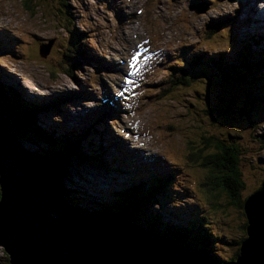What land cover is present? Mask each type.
Here are the masks:
<instances>
[{
	"label": "rangeland",
	"instance_id": "374dc122",
	"mask_svg": "<svg viewBox=\"0 0 264 264\" xmlns=\"http://www.w3.org/2000/svg\"><path fill=\"white\" fill-rule=\"evenodd\" d=\"M253 2L249 0L244 5L243 0H118L122 6L119 7L117 0H70L68 4L77 28L74 23L67 27L64 20L58 18L62 7L59 0H55L54 6L51 0H0V77L15 85L19 91L16 96L20 100L22 96L29 99L30 106L53 100L59 102L60 109L48 113L40 106L39 116L44 122L38 119L46 131L55 129L58 134V137L54 134L56 141L41 139L34 143L41 151L50 146L57 165L66 167L68 164L64 172L57 173L58 179L65 182L67 193L63 186L62 192L66 197H71L68 192L74 191L78 198L77 185L86 191L99 192L102 198H115L113 191L121 187L127 194L125 200L135 204L142 198L140 195L137 199L128 200L133 194L129 183L138 193L150 190L151 186H160L164 192L162 197L156 196L152 201L148 199L144 202L150 204L128 213L134 225L137 226V222L133 218L141 213L150 215L149 220H143V225L159 220L157 212L168 219L165 216L168 209L178 210L193 199L205 204L200 213L207 216L205 223L211 225L209 229L214 232L234 237L239 234L241 223L244 225L248 221L250 226L249 219L246 221V210L238 206V197L250 195L264 183V116L261 117L264 109L258 115L252 113L249 116L251 107L245 96L253 91L247 90L241 78L246 81L245 76L250 78L251 71H258L260 67L252 61L250 69H241L242 73L227 71L225 74L215 73L217 69L210 70L207 75L215 79L211 82L213 86H208L210 82L201 78L191 80L186 77L180 78L178 85L174 86L172 78H176L178 73L166 74L164 69L179 66L186 70L202 59L217 54L230 55L226 44L228 35L223 31L228 27L224 21L232 20L230 15L236 16L233 26L238 27L246 40H250V35L256 36L254 33L264 35V31L251 25L252 19L247 15L250 12L254 16L249 10ZM246 17L248 21L244 23L242 20ZM71 28L80 33L79 40L71 35ZM213 28L217 30L214 32ZM6 34L14 45H8ZM257 38L261 43L264 40ZM79 41L83 42L85 52L98 57V64L79 57L74 59L81 46ZM49 44L43 56L45 49L40 51V46ZM142 46L149 47L148 56L158 53V60L155 72H150L144 80L147 85L129 99L131 116L118 108L116 116L109 117L113 123L108 124L94 119L96 117L90 114L92 111L76 114V111L97 107L100 102L88 96L76 102L73 95L82 91L93 92L101 86L115 90V83L119 81L116 68L122 66L120 62L128 64L130 52L136 53L135 50ZM136 59H139L137 54ZM129 64L132 70L137 67V63ZM262 74L257 72L260 83L259 86L254 84V88H260V98L264 102V69ZM164 80L165 83L160 84ZM183 82L191 85L186 87ZM218 83L225 86L217 87ZM221 87H224V96L220 95L222 91H217ZM95 94L97 97L110 96V91L104 89L102 93ZM204 102L209 105L206 106L208 113ZM216 107L219 111H227L228 118H238L242 123L244 119L239 117L243 114L245 128H240L235 119L219 121L217 117H225L214 113ZM26 114L27 123L34 127L31 114ZM64 124L86 127V130L76 131L75 138H70L68 135L73 133L66 132ZM133 124H136V129L130 132ZM102 125L108 129L107 134H102ZM93 126L100 131L99 138L93 141L95 144L101 142L103 155L109 157L98 162L102 170L98 169L106 174L104 176L94 171L95 165H87V158H98L91 144L85 147L82 141L88 139L92 132L95 133L92 137L97 136L99 131ZM124 128L126 135L121 133ZM109 136L116 144L107 143ZM70 139L82 143V154L79 152L76 158L85 165L69 159L60 163L59 159L63 158L60 153L65 148L70 152L74 150L75 143L69 142ZM118 143L119 147H116ZM227 156L229 159L225 163ZM167 169H171L173 175H169ZM69 170L72 184L66 177ZM87 172L95 181L84 178ZM175 188L178 194L173 192ZM148 194L151 197L153 192ZM98 202L101 205L94 209L97 217L108 215L111 208L104 201ZM134 207L125 206V209ZM174 214L177 215L175 211ZM143 225L139 224V227ZM208 239V247L213 251L207 254L218 257L216 249L224 250L225 246L219 245L211 233ZM0 264L6 263L0 258Z\"/></svg>",
	"mask_w": 264,
	"mask_h": 264
},
{
	"label": "water",
	"instance_id": "95a60500",
	"mask_svg": "<svg viewBox=\"0 0 264 264\" xmlns=\"http://www.w3.org/2000/svg\"><path fill=\"white\" fill-rule=\"evenodd\" d=\"M49 46H40L43 56ZM49 162L26 151L0 115V246L9 264H216L205 251H182L142 235L154 236L121 215L76 212L62 198ZM245 210L248 237L241 263L233 264H264V184Z\"/></svg>",
	"mask_w": 264,
	"mask_h": 264
},
{
	"label": "trees",
	"instance_id": "16d2710c",
	"mask_svg": "<svg viewBox=\"0 0 264 264\" xmlns=\"http://www.w3.org/2000/svg\"><path fill=\"white\" fill-rule=\"evenodd\" d=\"M51 1H52L53 6H54L55 0H51ZM59 1H61L62 7L59 8V12L61 13V16H59V14H58V18L64 20V22L66 23V26L67 27L69 26V24L73 25V23H74L76 25V27L78 28V26L76 24V21H75V18H73V12L70 11V6L68 4V3H70V0H59ZM226 23L229 24L230 22L229 21H226ZM216 30H217V28H213L212 31L215 32ZM68 31H69V29H68ZM69 32L71 33V35H74L76 37V39H78V40L80 39V36H81L80 33L77 30H75L74 28H71V30ZM237 34L239 36H241L239 33H237ZM241 38L242 39L239 41L240 42L239 43V47L236 50H234V51L231 52V56H229V55H225L224 56L223 55L221 57L220 55L217 54V55H214V56H211L210 57V59H217L219 61L218 63L210 62V59H202V61H200V63H194L191 66H189L187 68L186 74L189 75L190 77H200V76H204L203 70L201 68H199V66H205L207 68H212V67L213 68H222V69L227 70L229 72H238L241 69H247V70L250 69L249 68V64L252 61H255L257 63V65L260 67V69L263 68L262 67L263 65L262 64L260 65V60L262 58V51H260L258 53L255 52L253 50L252 40H246V38H244L243 35L241 36ZM79 44L82 45L83 42L82 41H79ZM81 47L82 46H80L79 48H81ZM79 51H80L79 53H82L80 55V57L82 55H84L85 51H83V49H81ZM186 54H188V53H186ZM260 69L258 71L257 70H252L251 71L250 78L244 75L245 76V79H246L245 82H246L248 88H253L254 87V84L260 83V81L258 80V78L256 76L257 72H259ZM216 73H225L226 74V72H223V71H219V72H216ZM192 79H196V78H192ZM175 80L176 81H175V83L173 85L174 86H177L178 83H179L178 81L181 80V79L180 78H177ZM164 83H165V80L163 82H161L160 84H164ZM183 83H184V85L186 87L191 85L188 82H186V83L183 82ZM7 90H10V92H7ZM222 90H223V88H222ZM254 91H256L255 93L257 95L250 93L247 96H251V98H249L247 96H245V98L247 99V104L251 107V113H256L258 115V114H260V112L262 111V109H264V102H263V98H260L262 95L259 94V93H257V92H260V90L258 88H255ZM15 92H16L15 91V87L9 86V85H4L3 83L0 82V114L1 115H4L5 116V119L7 117L8 120L10 121V126H11V129H12L11 131L17 133V136L19 134L20 136H22V135L23 136H27L28 138L34 137L36 140L48 139V140H51V141L55 142L56 141V136H54L53 133L46 131L45 128H43L40 125V123L38 122V119L39 120H42V119H40L36 115L33 118V120H32V123L34 124V127H31L27 123V120H28L27 115H25L24 112H18V108L20 106V99H19L18 96H16V94H14ZM205 111L208 113L207 108L205 109ZM96 112H98V111H96ZM214 113H216L217 115L218 114H220V115L223 114L224 115L225 118H223V117H217L218 120L221 121V122H223L224 119L227 122H229L230 120H234L235 119V118L232 119L231 116L228 118L227 111H215ZM203 114H204V112H203ZM44 116H46V115H44ZM263 116L264 115H262L261 117H263ZM239 118H243L246 121V119H245V117H244L243 114ZM22 119H23L24 122H26L25 124L20 123V121H22ZM209 119H212V117H209ZM235 122L236 123H242V121L239 120L238 118H237V120H235ZM253 123H254V121H253ZM68 136L70 138H75V135L74 134H71V135H68ZM63 138L68 140V138L66 136H64ZM70 142H74L75 143L74 146L76 148H79V149L82 148L81 147V144H82L81 142L79 143L77 140L73 141L72 139H70ZM63 148L64 147H62L61 149H59V151H61ZM101 148H102L101 145H99V146L96 147V149H95L96 150V153H99L98 155L97 154L96 155L98 157H100L102 160H108V159H104L103 156L101 155L102 154ZM37 149H38V151H35V152H38V153H35V155L42 154L45 157L49 156L50 158H47V159L50 162H51V158H52L51 165H54L55 166V168L54 167H52V168L54 170H56L57 172L60 173L61 170L64 168V166L62 164L61 165H57V160L55 159V157L52 154L53 153V149L50 146H46L45 147V150H43V151H41L40 148H37ZM80 153L82 154V152H80ZM228 159H229L228 156L224 159L225 160V163L228 161ZM224 160L222 162H224ZM59 161H60V163H65L66 162V159L64 157L63 158L61 157L59 159ZM67 167H68V164L66 165V169H67ZM234 171L238 175L237 170H234ZM236 178H237V176H236ZM58 182L60 184L59 186L60 187L63 186V188H64V183L65 182L63 183L62 180H58ZM143 184H147V183H143ZM159 188H160V186H151V189L150 190H144V191L143 190H140V193H138V192H134L133 186H130L129 187V190H131L133 194H132V196L129 197L128 200L130 201V200H133V199H137L141 195V198L146 201V200H148L150 198V195L148 193L153 192L154 190H157ZM257 190H258V188L255 190V192H257ZM64 191H67V189L64 188ZM124 192H125V190H123L122 194H120V192L119 193H114V196L116 195L115 198L116 199L119 198L121 195L124 194ZM80 193L83 196L85 195V192H80ZM95 194L96 195H93V196H94V198L97 201L102 200V196H101V194L99 192L96 191ZM117 195H120V196H117ZM250 195H248V196H242V197L240 195L238 197L239 198L238 206L240 208L245 207V201L247 200V198ZM156 196H158V195L156 193H154L150 199H154ZM0 199H1V192H0ZM123 200H125V197L124 196H123ZM67 203L71 204L74 207H76L77 204H78V206L80 205L79 207L81 208V210H85L87 212H90V213L94 214V216H97V212L94 211V207L93 206H91L86 200L77 198L74 194L71 196V198H68L67 197ZM106 205H107L108 208H112V211L113 212L121 215L122 218H124L125 220H130L131 217L127 213V212H130V211H126L125 212L124 211L125 210V206H138L139 203L136 202L135 204H131L128 201L115 203V202L108 201V202H106ZM157 213L159 214L158 217H159V221L161 222V220L164 218V216L161 213H159V212H157ZM165 216L168 217V219H164L165 222L171 220V216L170 215L168 216L167 214H165ZM143 218H145V215L143 216ZM133 220H135L140 225H143V223H141L139 219L133 218ZM141 220L143 221V219H141ZM197 223H198L197 220L192 221V223H190L185 228V230L182 232V234L190 233V231L193 229V227ZM245 227H247L246 223L244 225L241 223L240 230H238V232H239L238 235H240V237L238 238V240L235 239V238H233V240H234V242L236 244V247L233 250H235L237 248V243L239 244L240 242L241 243L244 242ZM161 233L162 232H158V234H161ZM165 235H167V234H165ZM207 238H208V234L206 235V240H207ZM174 240L176 241L177 238H174ZM177 243L180 244V245H187V246L191 247V245L183 244L180 241H178ZM207 247L208 246H206L204 248H207ZM238 248H239V246H238ZM237 252H238V249L235 251V253L233 255V251H232V253H230V255L228 256V258H227L226 261H228L231 258H233L234 260H236L239 263H241L242 260L238 257V255H236ZM212 256H214V258H216L215 255H212Z\"/></svg>",
	"mask_w": 264,
	"mask_h": 264
},
{
	"label": "clouds",
	"instance_id": "9594fccd",
	"mask_svg": "<svg viewBox=\"0 0 264 264\" xmlns=\"http://www.w3.org/2000/svg\"><path fill=\"white\" fill-rule=\"evenodd\" d=\"M256 2H257V6H260L261 8H262V5H264V1H263V3L261 4L260 3V1L259 0H256ZM117 6H119V3H118V0H117ZM263 8H264V6H263ZM235 16V15H234ZM234 16H229L231 19H233L234 18ZM242 16H244V15H242ZM244 23L245 22H247L248 21V19H247V17L244 19V20H242ZM224 22H226V21H224ZM252 22V21H251ZM223 31H225L226 33H227V35H228V38H227V41H226V44L227 45H229V49H230V53L232 52V51H234V50H236L238 47H239V41L242 39L241 38V36L243 35L239 30H238V27H234L233 26V22L231 21L229 24H228V27L227 28H223ZM237 33H239L241 36H239ZM141 40V39H140ZM138 42H140V41H138ZM221 57L223 56V55H220ZM229 56H231V54L229 55ZM262 62H264V51H262ZM263 69H264V67L263 68H261L260 69V74L261 75H263L262 74V71H263ZM153 73V72H155V68L153 67V69L152 70H149L148 69V67H146L145 69H144V73H145V79H146V77H147V75L149 74V73ZM237 73H242V71L241 70H239ZM240 75H242V77H243V74H240ZM238 76L237 75H235V81H237L236 83H238ZM144 79V80H145ZM119 80H121L120 78H119ZM241 80H242V84L247 88V90H252V91H254L255 90V88L253 87V88H248L247 87V84H246V82H245V80L243 81V79L241 78ZM144 82V81H143ZM124 85H125V83L124 82H119V81H116V83H115V86H116V89L115 90H110L109 88H108V90L110 91V94H113V93H115L116 92V90L118 89V87L119 88H121L122 90H126L125 89V87H124ZM144 85L146 86L147 84L144 82ZM222 86V85H221ZM225 86V85H224ZM257 86H259V84H257ZM103 89H105L106 87H103V86H101ZM222 88H224V87H221L220 88V91H222L221 93H220V95H223L224 96V92H223V90H222ZM258 89H260V88H258ZM246 90V91H247ZM7 92H10V90H7ZM18 92V89H17V91L15 92V93H17ZM97 92V91H96ZM256 91H254V92H252V94H256L255 93ZM14 93V94H15ZM100 93H102V92H100ZM257 93H259V94H261V91L260 92H257ZM257 95V94H256ZM262 95V94H261ZM101 96V95H100ZM247 96V95H246ZM247 97H249V98H251V96H247ZM53 102H54V106L51 108V109H49L50 111H53L54 109H60L59 107H60V104H59V102H56L55 100H53ZM127 103V102H126ZM129 103V102H128ZM208 105V103H205V107ZM209 106V105H208ZM217 108V107H216ZM27 109H26V107L23 105V103L22 102H20V106H19V108H18V112H23V111H25L24 113H25V115H27L26 113L28 112V113H30L31 114V117H32V119L37 115V117H39L40 119H42L43 121H44V119L43 118H41L40 116H39V112H40V106L38 107V109H37V113L35 114L34 112H32V111H26ZM46 110V109H45ZM49 110L47 111V113L49 112ZM203 111H204V107H203ZM216 111H219L218 110V108L216 109ZM252 115V113H250L249 114V116H251ZM4 119H5V116L4 115H1ZM28 118V117H27ZM61 118H62V116H61ZM64 119V118H63ZM8 123H9V125H10V121L8 120V118L6 117V119H5ZM98 120H100V122L101 121H105L106 123H108V121H107V119L106 118H104V117H101V118H98ZM235 120H237V119H235ZM59 122V121H58ZM245 120H244V122L243 123H237L241 128H245ZM20 123H22V124H25L26 122H24L23 121V119H22V121H20ZM100 124V123H99ZM109 124V123H108ZM53 125L54 126H56L57 127V124H54L53 123ZM63 126H65V128H66V130H69L71 133H72V131H74L73 133H76V131H84V130H86V127H82V126H72V125H67V124H64ZM67 126V127H66ZM10 128H11V126H10ZM93 128L94 129H97L98 130V128L96 127V126H93ZM12 130V129H11ZM54 130L55 129H51L49 132H52L53 134H56L55 132H54ZM99 131V130H98ZM14 134H15V136H16V139L18 140V143L23 147V148H27V149H29V150H31V151H33L32 149H31V146H30V144H29V142H28V139H34V140H36L34 137H31V138H28L27 136H20L19 134H18V136H17V133H15V132H13ZM56 136H58V134H56ZM95 139V137H92V138H88V139H84V140H82L83 141V143H84V145H85V147H89V145L91 144V148H93L94 149V151H95V149H96V147H97V145L98 144H95V142L93 141ZM89 140H92V141H90L89 142ZM113 141V140H112ZM69 142H70V140H69ZM101 143V142H100ZM67 144H68V142H67ZM113 144H116V142H113ZM74 148H76L75 146H74ZM66 150H64V151H67V150H69L68 148H65ZM31 151H28V152H30V153H32V154H35V153H33V152H35V151H33V152H31ZM97 156V155H96ZM92 160H94L95 161V164L97 163V164H99L98 162H100V161H102V159L100 158V157H98V158H95V159H92ZM54 170V169H53ZM56 173H58L56 170H54ZM263 184L264 183H261V185H260V187H258V190L257 191H259L262 187H263ZM87 189L85 188V191H86ZM123 189L121 188V187H119V188H117L115 191H113V193H119L120 192V194H122V191ZM90 190L88 189V191H87V195H96L95 194V192L93 191V192H89ZM122 191V192H121ZM66 192V191H65ZM173 192H175V193H177L178 194V189L177 188H175V190L173 191ZM67 193V192H66ZM70 193H72V192H68V194H70ZM154 193H156L158 196H160V197H162L163 195H164V192L163 191H161L160 190V188L159 189H157V190H154L153 191V194ZM254 193H256L255 191L253 192V193H251V195L247 198V200L254 194ZM71 196L73 195V193L72 194H70ZM81 195V194H80ZM117 196H120V195H117ZM123 196L125 197V199L127 198V194H126V192H124V194L123 195H121L119 198H109V197H105V198H102V200L101 201H104L105 203L106 202H108V201H111V202H115V203H118V202H126L127 200H123ZM82 197V196H81ZM114 197H116V195L114 196ZM152 197V196H151ZM150 197V198H151ZM67 198V197H66ZM70 198V197H69ZM149 198V199H150ZM98 199V198H97ZM141 199V198H140ZM153 199H151V201H152ZM246 200V201H247ZM145 200H139L137 203H140V202H143L144 204H139L138 206H135L133 209L132 208H129L127 211H130V212H127V213H132V212H137V210H140L141 208H144V206H146L147 204H150L151 202H144ZM245 201V202H246ZM191 203H193L194 205H196L197 206V208L199 209V210H201L204 206H205V204L204 205H201V203H200V201H197V200H193V199H191ZM74 208V207H73ZM244 208L245 207H243V210H244ZM199 210H197L194 206L192 207V206H190L189 208H187V207H185V206H180V208L178 209V210H174L178 215L180 214V217L179 216H177V215H175L174 214V211H173V209L172 208H170V209H168L167 210V212H166V214L169 216H171V221H167V222H165V220H164V218L161 220V222H160V224L158 223L157 225H155V223H152V222H147V223H145L144 224V226H142V227H139V228H141V229H143V230H145V231H147L148 233H150V234H152V235H154V236H157L158 238L159 237H164L165 238V240H167L168 241V243L171 245V241H172V239H174V238H177V240L176 241H180V242H182L183 244H190L191 246H193L194 248H195V246H198L199 248L198 249H203L204 247H206L207 246V240H206V235H207V232H210L218 241H219V245H223V246H225V249L224 250H218V249H216V248H214V249H216L217 251H218V253H219V256L217 257V258H210L211 260H213L216 264H227V263H230V264H233V263H236L237 261L236 260H234L233 258H231L230 260H228V261H226L227 260V258H228V256L230 255V253H232V251H233V255H234V253H235V251L238 249V252L236 253V255H238V257H240L241 255V248H242V246H243V243H237V248L235 249V250H233L235 247H236V244H235V242H234V240H233V238H235V239H237L238 240V238L240 237V235H237V236H227V235H224V234H219V232L218 231H212V229L210 230L209 228L211 227V225H209V224H207V223H205L206 222V219H207V216H203L202 217V213H200V211ZM125 212H126V209L124 210ZM82 212L83 213H85V214H87V215H91V216H93V217H97V216H94V214H92V213H90V212H87V211H85V210H82ZM117 214V213H115V212H113L112 211V208L110 209V211H109V213L108 214ZM119 215V214H118ZM145 215V218H143V216ZM245 217H246V221H247V215L245 214ZM135 218H137V219H139V220H141V219H143L144 221L145 220H149L150 219V215L149 214H139V216H135ZM131 220V219H130ZM129 220V221H130ZM195 220H198V223L193 227V229L190 231V233H186V234H182V232L185 230V228L192 222V221H195ZM143 221L141 220V223H142ZM246 225H247V227H245V236H244V240L248 237V231H247V228H248V221H247V223H246ZM138 227V226H137ZM158 232H162L161 234H158ZM169 232V233H168ZM165 234H167V235H165ZM216 234H219V235H216ZM179 236V237H178ZM174 247H176V248H178V249H180V250H182V251H189V246H187V245H178V244H176L175 243V245H173ZM238 246H239V248H238ZM196 249V248H195ZM200 250V251H201ZM195 251H198L199 252V250H195ZM204 251L206 252V253H211L213 250H212V248L211 247H207V248H205L204 249ZM2 257H4V259H5V263H9L8 262V255L5 253V251H4V249H3V247L1 246V249H0V258L2 259Z\"/></svg>",
	"mask_w": 264,
	"mask_h": 264
},
{
	"label": "bare ground",
	"instance_id": "6f19581e",
	"mask_svg": "<svg viewBox=\"0 0 264 264\" xmlns=\"http://www.w3.org/2000/svg\"><path fill=\"white\" fill-rule=\"evenodd\" d=\"M244 1V5H246L248 2H249V0H243ZM263 6L264 5H262V8H260L259 6H257V2H256V0H254V2L252 3V6L249 8V10L251 11V12H253V14H254V16H252V14H247V15H249L250 17H251V19H252V22H251V25H254V28H256V29H259V31H264L263 30V28H264V8H263ZM235 19H236V16H234V19H232V22L234 21L235 22ZM233 22V23H234ZM258 31V32H259ZM254 34H256V36H254V35H250L249 36V38H250V40H252V45H253V50H258V51H264V40H263V44L259 41V39L257 38V37H259V38H264V35L262 34V33H254ZM83 51H86L85 49H83ZM80 51H78V53H79ZM84 53V52H83ZM80 55L82 54V53H79ZM89 54V55H88ZM93 56V57H92ZM80 58H82L83 60H88V61H91V62H93L94 64L98 61V57L95 55V54H91L89 51H87V52H85L84 53V55H82ZM96 64H98V63H96ZM71 101V100H70ZM67 102V101H66ZM96 111H98V112H96ZM90 114L91 115H93V117H96V118H101V117H103V112H101L99 109H97V110H93L92 112H90ZM86 116H84V118H85ZM87 118V117H86ZM85 121H88V120H85ZM104 125H106V123L104 122ZM100 130L102 131V134H107V132H108V129L106 128V126H100ZM12 132V131H11ZM13 133V132H12ZM93 133L94 132H92V134H90V136H89V138H92V136H93ZM98 134H97V136H95V138H99V135H100V131L99 132H97ZM95 134V133H94ZM13 135L15 136V134L13 133ZM15 139H16V136H15ZM16 141L18 142V140L16 139ZM108 144H110V143H113V141L111 140V136H109V142H107ZM99 145H101V147H102V143H100V142H98V145L97 146H99ZM116 147H119V143L116 145ZM26 151H31V150H29V149H27V148H24ZM103 149V147L101 148V150ZM31 152H33V151H31ZM33 153H38V152H33ZM97 155L99 154V153H96ZM102 156H103V158L104 159H108L109 157H105L104 155H103V150H102V154H101ZM46 158H50L49 156H47ZM150 160V159H149ZM51 167H54L55 168V166L54 165H51ZM166 172L169 174V175H173V172H172V170L171 169H167L166 170ZM56 173V172H55ZM56 175H57V173H56ZM136 181H138L137 179H136ZM130 186H132L130 183H129V187ZM123 191V190H122ZM86 194H87V191H85V195L84 196H86ZM62 198L64 199V201H65V203H67V198H66V196H65V194H63L62 195ZM80 206V205H79ZM78 205L76 206V207H74V210H76V212H78V213H81L82 212V210H81V208L79 207ZM69 208V207H68ZM177 216H180V214L178 215L177 214ZM198 221V220H197ZM192 223V222H191ZM207 234L209 235L210 234V232H207ZM208 238H207V246H208ZM178 242V241H177ZM174 239H172V241H171V245L173 246V245H175V243L176 244H178ZM178 245H180V244H178ZM199 248V247H198ZM198 248H194V247H189V251H195V250H201V249H198ZM204 249L205 248H203L201 251H204ZM6 253V252H5ZM206 253V252H205ZM7 254V253H6ZM8 255V254H7ZM206 255L208 256V257H210V258H214V256L212 257L211 255H208L207 253H206ZM217 258V257H216ZM227 264H230V263H227Z\"/></svg>",
	"mask_w": 264,
	"mask_h": 264
},
{
	"label": "snow or ice",
	"instance_id": "6c2138e0",
	"mask_svg": "<svg viewBox=\"0 0 264 264\" xmlns=\"http://www.w3.org/2000/svg\"><path fill=\"white\" fill-rule=\"evenodd\" d=\"M133 60H135V57H133Z\"/></svg>",
	"mask_w": 264,
	"mask_h": 264
}]
</instances>
